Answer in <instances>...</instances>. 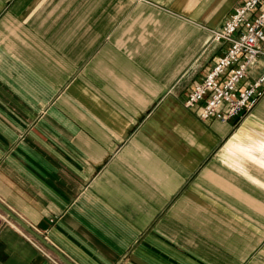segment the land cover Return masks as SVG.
<instances>
[{
	"label": "crops",
	"instance_id": "1",
	"mask_svg": "<svg viewBox=\"0 0 264 264\" xmlns=\"http://www.w3.org/2000/svg\"><path fill=\"white\" fill-rule=\"evenodd\" d=\"M242 1L0 0V200L76 264H264V97L184 104ZM31 237L0 209V264H64Z\"/></svg>",
	"mask_w": 264,
	"mask_h": 264
},
{
	"label": "built area",
	"instance_id": "2",
	"mask_svg": "<svg viewBox=\"0 0 264 264\" xmlns=\"http://www.w3.org/2000/svg\"><path fill=\"white\" fill-rule=\"evenodd\" d=\"M213 40L221 45V53L184 104L196 107L203 120L240 119L264 97V0H243L224 25L213 30Z\"/></svg>",
	"mask_w": 264,
	"mask_h": 264
},
{
	"label": "water",
	"instance_id": "3",
	"mask_svg": "<svg viewBox=\"0 0 264 264\" xmlns=\"http://www.w3.org/2000/svg\"><path fill=\"white\" fill-rule=\"evenodd\" d=\"M0 209L4 211L12 220L18 223L24 230L31 234L36 240H38L43 246L47 247L53 252L64 264H76L70 258H68L61 250L50 243L43 235L37 232L32 226L15 214L8 206H6L0 200Z\"/></svg>",
	"mask_w": 264,
	"mask_h": 264
},
{
	"label": "rangeland",
	"instance_id": "4",
	"mask_svg": "<svg viewBox=\"0 0 264 264\" xmlns=\"http://www.w3.org/2000/svg\"><path fill=\"white\" fill-rule=\"evenodd\" d=\"M214 30V29H213ZM213 30H212V34H213ZM216 30V29H215Z\"/></svg>",
	"mask_w": 264,
	"mask_h": 264
}]
</instances>
